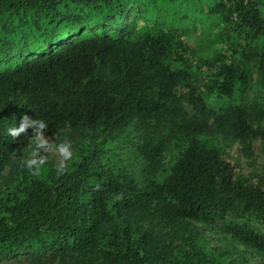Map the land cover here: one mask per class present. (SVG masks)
<instances>
[{"label": "trees", "instance_id": "1", "mask_svg": "<svg viewBox=\"0 0 264 264\" xmlns=\"http://www.w3.org/2000/svg\"><path fill=\"white\" fill-rule=\"evenodd\" d=\"M25 114L79 133L64 175L18 163L0 186V264H249L200 233L170 248L135 213L264 256V179L235 158L264 144V0H0V169Z\"/></svg>", "mask_w": 264, "mask_h": 264}, {"label": "rangeland", "instance_id": "2", "mask_svg": "<svg viewBox=\"0 0 264 264\" xmlns=\"http://www.w3.org/2000/svg\"><path fill=\"white\" fill-rule=\"evenodd\" d=\"M256 78V77H255ZM79 131L75 128L66 127L56 134L43 133L50 143H60L65 137L70 138L74 144L73 154L76 148L74 138L78 136ZM31 140H16L14 150L10 153L11 163L0 169V186L12 181L16 177L15 166L26 152L27 145ZM221 144L229 148H235V142L229 137H222ZM48 159L47 165L56 168L61 162L60 157L53 153H42ZM236 161L239 163L242 180H249L252 176H260L264 179V144L261 140H255L251 143L249 151L239 149L235 155ZM170 161V152L167 150L163 155L161 162L162 167L166 166ZM20 169H24L21 166ZM135 230L144 234L152 232L157 236H162L165 243L170 248H179L185 252H191L184 240L185 234L200 233L213 247L225 249L229 252L230 257L236 260L246 261L249 264H264V256L256 252L248 251L244 247L237 244H231L222 241L214 233L210 231L211 227L199 224L195 221L176 220L174 224L161 223L157 219L142 217L139 213L131 214L126 217ZM1 264H78L75 255L72 253L58 254L48 253L43 255L19 254L15 259ZM110 264V263H102Z\"/></svg>", "mask_w": 264, "mask_h": 264}, {"label": "clouds", "instance_id": "3", "mask_svg": "<svg viewBox=\"0 0 264 264\" xmlns=\"http://www.w3.org/2000/svg\"><path fill=\"white\" fill-rule=\"evenodd\" d=\"M48 126L43 119L31 118L25 114L20 118L18 125L13 122V125L6 129L7 136L11 137L13 141L25 135L28 129L32 130L31 143L27 145L26 152L19 161L20 166L26 168L32 176H40L45 171L48 159L42 153H53L60 157L61 162L55 168L57 177L66 173V162L74 158L73 141L65 137L60 143H50L43 134Z\"/></svg>", "mask_w": 264, "mask_h": 264}]
</instances>
